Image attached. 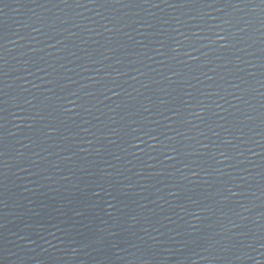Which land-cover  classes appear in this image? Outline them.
<instances>
[{"label": "water", "instance_id": "95a60500", "mask_svg": "<svg viewBox=\"0 0 264 264\" xmlns=\"http://www.w3.org/2000/svg\"><path fill=\"white\" fill-rule=\"evenodd\" d=\"M0 264H264V0H0Z\"/></svg>", "mask_w": 264, "mask_h": 264}]
</instances>
